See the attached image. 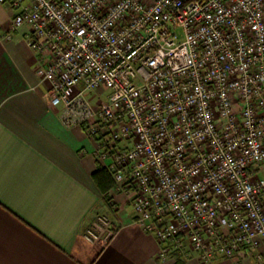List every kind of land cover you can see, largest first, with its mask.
<instances>
[{
	"label": "built area",
	"instance_id": "1",
	"mask_svg": "<svg viewBox=\"0 0 264 264\" xmlns=\"http://www.w3.org/2000/svg\"><path fill=\"white\" fill-rule=\"evenodd\" d=\"M0 2L62 121L135 187L159 258L264 257V0ZM111 225L83 236L105 242Z\"/></svg>",
	"mask_w": 264,
	"mask_h": 264
},
{
	"label": "crops",
	"instance_id": "2",
	"mask_svg": "<svg viewBox=\"0 0 264 264\" xmlns=\"http://www.w3.org/2000/svg\"><path fill=\"white\" fill-rule=\"evenodd\" d=\"M11 17L0 2V264H176L177 256L158 257L156 237L136 223L135 187L117 188L97 139L65 124L61 108L51 105L26 28L6 38ZM100 216L114 234L85 240ZM238 258L264 260L245 252ZM182 264L235 263L223 256L203 262L192 252Z\"/></svg>",
	"mask_w": 264,
	"mask_h": 264
},
{
	"label": "trees",
	"instance_id": "3",
	"mask_svg": "<svg viewBox=\"0 0 264 264\" xmlns=\"http://www.w3.org/2000/svg\"><path fill=\"white\" fill-rule=\"evenodd\" d=\"M104 168H101V170H103ZM107 174L109 175V173L107 172ZM111 184V183H110ZM177 256V262L176 264H182V259L183 257L180 254H176ZM260 264H264V260H262V262Z\"/></svg>",
	"mask_w": 264,
	"mask_h": 264
},
{
	"label": "rangeland",
	"instance_id": "4",
	"mask_svg": "<svg viewBox=\"0 0 264 264\" xmlns=\"http://www.w3.org/2000/svg\"><path fill=\"white\" fill-rule=\"evenodd\" d=\"M103 89H101V91H102Z\"/></svg>",
	"mask_w": 264,
	"mask_h": 264
}]
</instances>
